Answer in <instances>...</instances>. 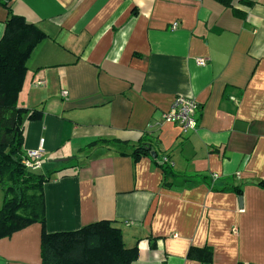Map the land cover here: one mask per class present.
Here are the masks:
<instances>
[{
    "label": "crops",
    "instance_id": "crops-1",
    "mask_svg": "<svg viewBox=\"0 0 264 264\" xmlns=\"http://www.w3.org/2000/svg\"><path fill=\"white\" fill-rule=\"evenodd\" d=\"M10 5L48 35L18 99L43 112L25 122L24 150L44 139L41 169L54 171L46 230L109 220L138 246L132 264H208L188 256L204 247L210 264H264V0ZM7 16L0 5V38ZM179 96L198 103L194 131L164 118ZM144 136L166 172L154 151L131 154ZM98 139L128 144L80 154ZM41 233L33 223L0 239V264H41Z\"/></svg>",
    "mask_w": 264,
    "mask_h": 264
},
{
    "label": "trees",
    "instance_id": "trees-1",
    "mask_svg": "<svg viewBox=\"0 0 264 264\" xmlns=\"http://www.w3.org/2000/svg\"><path fill=\"white\" fill-rule=\"evenodd\" d=\"M11 1L0 0V5L8 10L0 38V187L4 194L0 207V239L40 223L41 264H132L139 257L138 246H126L122 230L109 220H99L77 230L48 232L45 228L44 185L54 171L33 170L24 162L25 122L39 120L43 112L20 105L18 99L28 71V60L48 35L24 15L15 12ZM218 1L225 5L231 3V0ZM149 140L144 136L133 144L131 154L138 158L154 151L155 162L166 172L169 163L164 158H157L154 147L157 143ZM103 142L128 144L119 139H98L81 149L80 154ZM188 256L210 264L213 252L211 247L194 248Z\"/></svg>",
    "mask_w": 264,
    "mask_h": 264
},
{
    "label": "built area",
    "instance_id": "built-area-1",
    "mask_svg": "<svg viewBox=\"0 0 264 264\" xmlns=\"http://www.w3.org/2000/svg\"><path fill=\"white\" fill-rule=\"evenodd\" d=\"M173 26L176 27L177 23H174ZM196 61L199 65L206 64V60L203 58H198ZM198 108V103L194 99L179 96L173 102L170 111L164 114V118L167 121L176 123L182 132L194 131L198 126V119L196 117ZM43 142L44 139H41L40 145L37 148L29 149L26 152L24 162L28 168L33 170L42 168ZM164 160L168 161V158L164 157Z\"/></svg>",
    "mask_w": 264,
    "mask_h": 264
},
{
    "label": "rangeland",
    "instance_id": "rangeland-1",
    "mask_svg": "<svg viewBox=\"0 0 264 264\" xmlns=\"http://www.w3.org/2000/svg\"><path fill=\"white\" fill-rule=\"evenodd\" d=\"M59 164H64V163H59ZM3 197H4V194H3V191L0 192V207L2 206V202H3Z\"/></svg>",
    "mask_w": 264,
    "mask_h": 264
},
{
    "label": "water",
    "instance_id": "water-1",
    "mask_svg": "<svg viewBox=\"0 0 264 264\" xmlns=\"http://www.w3.org/2000/svg\"><path fill=\"white\" fill-rule=\"evenodd\" d=\"M58 160H59V161H67L68 159H67V158H60V159H58ZM239 200H240V203L242 204V199L240 198ZM241 204H240V205H241Z\"/></svg>",
    "mask_w": 264,
    "mask_h": 264
},
{
    "label": "bare ground",
    "instance_id": "bare-ground-1",
    "mask_svg": "<svg viewBox=\"0 0 264 264\" xmlns=\"http://www.w3.org/2000/svg\"><path fill=\"white\" fill-rule=\"evenodd\" d=\"M178 26V25H177ZM176 28V27H175ZM197 59V58H196ZM158 156V155H157ZM167 157V156H166ZM169 159V158H168ZM237 191V190H236ZM240 191V190H239Z\"/></svg>",
    "mask_w": 264,
    "mask_h": 264
}]
</instances>
